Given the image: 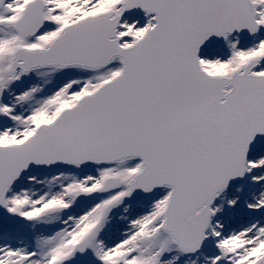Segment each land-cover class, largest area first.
<instances>
[{
	"label": "snow or ice",
	"instance_id": "6c2138e0",
	"mask_svg": "<svg viewBox=\"0 0 264 264\" xmlns=\"http://www.w3.org/2000/svg\"><path fill=\"white\" fill-rule=\"evenodd\" d=\"M0 264H264V0H0Z\"/></svg>",
	"mask_w": 264,
	"mask_h": 264
}]
</instances>
